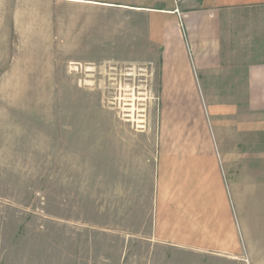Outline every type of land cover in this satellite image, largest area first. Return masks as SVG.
Wrapping results in <instances>:
<instances>
[{
	"label": "rangeland",
	"instance_id": "374dc122",
	"mask_svg": "<svg viewBox=\"0 0 264 264\" xmlns=\"http://www.w3.org/2000/svg\"><path fill=\"white\" fill-rule=\"evenodd\" d=\"M148 22L0 0V264H249L153 239H170L174 217L169 181L156 203L172 135Z\"/></svg>",
	"mask_w": 264,
	"mask_h": 264
},
{
	"label": "crops",
	"instance_id": "0c3cea01",
	"mask_svg": "<svg viewBox=\"0 0 264 264\" xmlns=\"http://www.w3.org/2000/svg\"><path fill=\"white\" fill-rule=\"evenodd\" d=\"M74 2L146 14L149 40L161 51L172 140L163 148L156 203L168 181L176 200L170 239L156 228L153 239L264 264V0ZM217 87H245V94L210 92Z\"/></svg>",
	"mask_w": 264,
	"mask_h": 264
}]
</instances>
